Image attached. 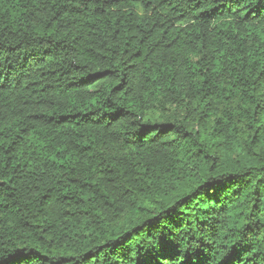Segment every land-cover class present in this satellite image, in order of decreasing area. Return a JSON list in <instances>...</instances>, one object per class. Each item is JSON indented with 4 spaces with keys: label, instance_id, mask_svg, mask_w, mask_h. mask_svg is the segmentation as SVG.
I'll use <instances>...</instances> for the list:
<instances>
[{
    "label": "trees",
    "instance_id": "trees-1",
    "mask_svg": "<svg viewBox=\"0 0 264 264\" xmlns=\"http://www.w3.org/2000/svg\"><path fill=\"white\" fill-rule=\"evenodd\" d=\"M0 264H264V0H0Z\"/></svg>",
    "mask_w": 264,
    "mask_h": 264
}]
</instances>
